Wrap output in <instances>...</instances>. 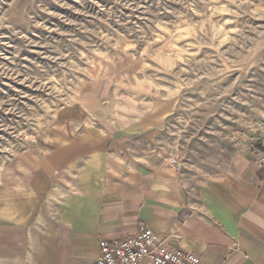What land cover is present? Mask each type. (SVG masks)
Returning <instances> with one entry per match:
<instances>
[{"label": "rangeland", "instance_id": "obj_1", "mask_svg": "<svg viewBox=\"0 0 264 264\" xmlns=\"http://www.w3.org/2000/svg\"><path fill=\"white\" fill-rule=\"evenodd\" d=\"M162 121L125 141L173 168L264 157V0H0V184Z\"/></svg>", "mask_w": 264, "mask_h": 264}, {"label": "crops", "instance_id": "obj_2", "mask_svg": "<svg viewBox=\"0 0 264 264\" xmlns=\"http://www.w3.org/2000/svg\"><path fill=\"white\" fill-rule=\"evenodd\" d=\"M166 129H110L67 159H19L0 184V264H95L100 240L141 227L200 264H264V166L250 151L173 168L125 141L142 132L159 140Z\"/></svg>", "mask_w": 264, "mask_h": 264}, {"label": "built area", "instance_id": "obj_3", "mask_svg": "<svg viewBox=\"0 0 264 264\" xmlns=\"http://www.w3.org/2000/svg\"><path fill=\"white\" fill-rule=\"evenodd\" d=\"M264 166V157L258 159ZM171 167L179 164L177 159H169ZM100 255L95 264H141L150 260L154 264H200V257L172 245L164 237L149 227L141 229L133 236L109 242L100 240Z\"/></svg>", "mask_w": 264, "mask_h": 264}]
</instances>
